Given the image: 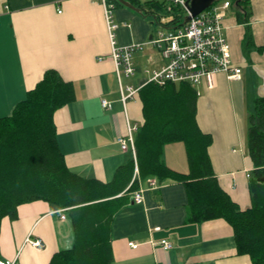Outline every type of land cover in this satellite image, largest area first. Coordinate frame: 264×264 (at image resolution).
Wrapping results in <instances>:
<instances>
[{"label":"crops","instance_id":"1","mask_svg":"<svg viewBox=\"0 0 264 264\" xmlns=\"http://www.w3.org/2000/svg\"><path fill=\"white\" fill-rule=\"evenodd\" d=\"M250 2L248 23L254 45L249 49L245 51L243 45L247 22L239 20L237 3L232 2L223 20L241 78L216 73L214 86L200 87L197 101L199 126L213 138L209 155L214 173L242 209L251 205L249 182L254 168L247 148L248 120L255 98L264 96V0ZM112 12L118 23L117 45L146 42L158 27L150 16L117 2ZM146 47L134 54L136 73L125 77V84L141 87L150 75L146 69L164 63L152 45ZM111 49L101 0H0V117L13 112L45 70H58L75 90V99L54 114L59 149L72 171L102 181H110L117 168L134 157L130 146L121 148L117 136L127 135L129 127L137 129L144 120L139 90L126 103L121 100ZM103 99L111 106L104 107ZM164 160L177 171L189 172L182 141L165 145ZM139 187L144 189L143 201L134 202L131 193L113 216L110 264H252L250 255L238 253L227 220L188 219L184 182L158 181L150 187L148 178H143ZM60 208L64 207L39 199L20 204L17 218L5 216L0 257L16 258L18 264H49L54 253L71 247L69 207L66 219L61 218ZM28 238L41 239L43 246H33ZM162 239L171 241L172 247L163 249ZM131 241L138 247H131Z\"/></svg>","mask_w":264,"mask_h":264},{"label":"trees","instance_id":"2","mask_svg":"<svg viewBox=\"0 0 264 264\" xmlns=\"http://www.w3.org/2000/svg\"><path fill=\"white\" fill-rule=\"evenodd\" d=\"M129 1L158 26L180 25L186 15L182 7L166 0ZM232 2L239 6V20L247 22L246 51L254 45L248 23L251 2ZM139 94L144 120L135 131V157L120 165L110 181L82 177L67 166L54 122L55 112L75 99L73 83L54 68L45 70L13 112L0 117V227L5 216L18 217L22 203L42 199L69 207L74 242L54 253L49 264H110L113 216L139 188L140 179L154 176L159 182H184L188 219L224 218L233 227L238 253L250 255L252 264H264V180H259L264 177V96L255 98L248 120L247 148L254 168L249 182L251 205L242 209L214 173L209 155L213 138L199 126L195 88L188 82L150 81ZM174 141L185 144L188 173L164 160L165 145Z\"/></svg>","mask_w":264,"mask_h":264},{"label":"built area","instance_id":"3","mask_svg":"<svg viewBox=\"0 0 264 264\" xmlns=\"http://www.w3.org/2000/svg\"><path fill=\"white\" fill-rule=\"evenodd\" d=\"M176 6L182 7L186 14H191L188 9L189 0H166ZM105 8L108 32L111 39L112 49L110 56L114 60L117 78L119 81L121 100L126 101L147 82L154 81L163 85L171 82H188L200 94V87L212 88L214 77L218 72H224L228 77L240 79L242 76L241 67L235 65L231 55V45L225 34L223 23L227 10L231 7L230 0H216L197 15L191 14V19L186 23L175 26H158L155 33L146 42L131 43L128 45H117L115 30L118 23L113 18L115 1L101 0ZM127 24V23H125ZM152 45L160 54L164 63L157 69L149 71L148 78L141 87H135L124 83L125 77H131L136 73L134 54L144 50V46ZM102 58V57H101ZM104 107H110L108 100H102ZM136 126L129 127L127 135L119 134L117 142L122 149L129 146L135 152L134 130ZM135 157V154H134ZM135 173L138 167L135 166ZM150 187H156L158 179L154 176L147 177ZM144 189L139 187L132 192V200L136 203L143 201ZM67 207L58 209L61 218L66 219L64 213ZM35 247H42V240L39 238H28ZM163 249L172 247L171 241L162 239L160 241ZM133 248L138 243L129 242ZM0 264H18L17 259H0Z\"/></svg>","mask_w":264,"mask_h":264},{"label":"water","instance_id":"4","mask_svg":"<svg viewBox=\"0 0 264 264\" xmlns=\"http://www.w3.org/2000/svg\"><path fill=\"white\" fill-rule=\"evenodd\" d=\"M121 4L126 5L138 12H141V9L134 5L129 0H118ZM216 0H189L188 1V9L192 15H197L203 9L207 8ZM191 14H186L183 20V23H186L191 19ZM259 180H264V177H260Z\"/></svg>","mask_w":264,"mask_h":264},{"label":"rangeland","instance_id":"5","mask_svg":"<svg viewBox=\"0 0 264 264\" xmlns=\"http://www.w3.org/2000/svg\"><path fill=\"white\" fill-rule=\"evenodd\" d=\"M145 48L147 49L148 47L144 46V51L146 50ZM149 49H150V48H149ZM153 52H154V51H153ZM155 52H156V50H155Z\"/></svg>","mask_w":264,"mask_h":264}]
</instances>
